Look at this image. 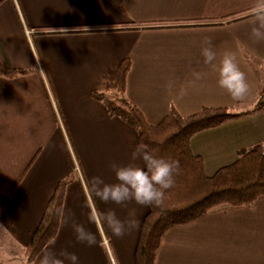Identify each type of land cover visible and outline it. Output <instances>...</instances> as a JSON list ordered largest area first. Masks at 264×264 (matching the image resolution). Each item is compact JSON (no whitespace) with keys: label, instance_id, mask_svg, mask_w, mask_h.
I'll use <instances>...</instances> for the list:
<instances>
[{"label":"crops","instance_id":"crops-1","mask_svg":"<svg viewBox=\"0 0 264 264\" xmlns=\"http://www.w3.org/2000/svg\"><path fill=\"white\" fill-rule=\"evenodd\" d=\"M253 3L0 0V64L26 71L0 75V264H27L31 235L58 182L69 176L51 246L74 252L78 264H135L148 206L94 200L86 177L113 182L110 164L129 162L138 133L92 93L114 91L119 64L128 58L125 95L150 125L170 104L182 116L205 106L251 108L260 92L255 67L264 69V41L250 36ZM205 37L217 62L225 50L236 54L250 85L243 102L218 87L217 73L203 63ZM258 143L264 145V107L197 133L189 146L212 174ZM92 208L115 211L122 220L134 213L138 226L115 237L88 221ZM73 223L94 232L96 243L77 242ZM154 264H264V195L251 207H216L168 229Z\"/></svg>","mask_w":264,"mask_h":264},{"label":"trees","instance_id":"trees-1","mask_svg":"<svg viewBox=\"0 0 264 264\" xmlns=\"http://www.w3.org/2000/svg\"><path fill=\"white\" fill-rule=\"evenodd\" d=\"M152 27L157 28H148ZM130 65L128 58L119 64L114 91L93 92L92 95L103 102L110 116L118 117L135 128L139 142L148 143L158 154L179 162L175 184L168 190L164 205L148 207L137 238L135 264H154L160 241L168 229L189 225L216 207H251L264 195L263 144L240 150L234 162L212 174L205 172L202 158L194 154L189 146L191 138L197 133L253 114L264 106L260 93L251 108L244 111H237L233 107L205 106L196 113L182 116L170 104L163 119L156 125H150L139 109L126 98V77ZM24 73L26 71L23 69L0 64L2 76ZM72 179L69 176L60 180L49 198L25 249L27 264L32 263L34 255L55 238L65 189Z\"/></svg>","mask_w":264,"mask_h":264},{"label":"clouds","instance_id":"clouds-1","mask_svg":"<svg viewBox=\"0 0 264 264\" xmlns=\"http://www.w3.org/2000/svg\"><path fill=\"white\" fill-rule=\"evenodd\" d=\"M249 15L251 38L256 42L264 41V0H254ZM201 56L203 63L217 73L218 87L224 89L233 101L243 102L250 91V85L239 66L236 54L225 50L217 62V51L211 39L205 37ZM193 75L199 80L203 74L195 72ZM183 91L181 89L182 93ZM110 168L114 175L113 182H107L100 175L86 177L88 190L94 200L111 201L122 206L134 202L141 206L159 207L164 205L168 190L175 184L179 162L158 154L156 149L141 141L132 150L127 164L112 162ZM88 221L93 225L102 224L115 237L125 235L139 223L134 218V213L122 220L115 211H101L97 208L90 209ZM72 228L77 242L89 246L96 243V234L83 224L73 223ZM52 243L54 242H49L34 255V264H78L79 257L74 252L66 249L57 251L51 246Z\"/></svg>","mask_w":264,"mask_h":264},{"label":"rangeland","instance_id":"rangeland-1","mask_svg":"<svg viewBox=\"0 0 264 264\" xmlns=\"http://www.w3.org/2000/svg\"><path fill=\"white\" fill-rule=\"evenodd\" d=\"M27 32H29V31H27ZM259 67H255V74L257 75V79L259 82V91H260L259 93H260V96L263 98V104L262 105L264 106V69L261 66H259ZM76 165L77 164L75 163L73 165V168L75 167V169H76L77 168Z\"/></svg>","mask_w":264,"mask_h":264}]
</instances>
